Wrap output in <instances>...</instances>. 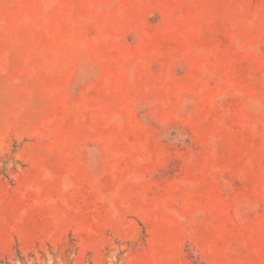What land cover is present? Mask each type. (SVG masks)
Listing matches in <instances>:
<instances>
[{"label":"rangeland","instance_id":"374dc122","mask_svg":"<svg viewBox=\"0 0 264 264\" xmlns=\"http://www.w3.org/2000/svg\"><path fill=\"white\" fill-rule=\"evenodd\" d=\"M0 264H264V0H0Z\"/></svg>","mask_w":264,"mask_h":264}]
</instances>
